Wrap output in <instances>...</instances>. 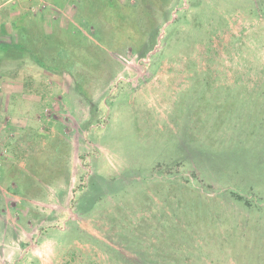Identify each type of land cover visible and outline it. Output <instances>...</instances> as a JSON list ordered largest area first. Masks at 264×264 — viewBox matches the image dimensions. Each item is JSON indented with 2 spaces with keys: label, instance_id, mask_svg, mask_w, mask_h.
Segmentation results:
<instances>
[{
  "label": "rangeland",
  "instance_id": "rangeland-1",
  "mask_svg": "<svg viewBox=\"0 0 264 264\" xmlns=\"http://www.w3.org/2000/svg\"><path fill=\"white\" fill-rule=\"evenodd\" d=\"M0 264H264V0H0Z\"/></svg>",
  "mask_w": 264,
  "mask_h": 264
},
{
  "label": "trees",
  "instance_id": "trees-1",
  "mask_svg": "<svg viewBox=\"0 0 264 264\" xmlns=\"http://www.w3.org/2000/svg\"><path fill=\"white\" fill-rule=\"evenodd\" d=\"M9 45H14V47H16V48H20V49H22V48H24L21 44H9ZM26 51H28V52H30L28 49H26ZM30 56H31V58L36 62V63H38L40 66H42V67H47V65L45 64V62L37 55V54H35V53H32V52H30ZM48 68V67H47ZM46 68V69H47ZM93 119V118H92Z\"/></svg>",
  "mask_w": 264,
  "mask_h": 264
},
{
  "label": "crops",
  "instance_id": "crops-1",
  "mask_svg": "<svg viewBox=\"0 0 264 264\" xmlns=\"http://www.w3.org/2000/svg\"><path fill=\"white\" fill-rule=\"evenodd\" d=\"M6 1H10V0H6Z\"/></svg>",
  "mask_w": 264,
  "mask_h": 264
}]
</instances>
